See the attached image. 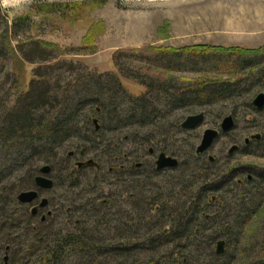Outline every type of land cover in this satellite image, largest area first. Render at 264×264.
Here are the masks:
<instances>
[{"label":"trees","instance_id":"trees-1","mask_svg":"<svg viewBox=\"0 0 264 264\" xmlns=\"http://www.w3.org/2000/svg\"><path fill=\"white\" fill-rule=\"evenodd\" d=\"M5 42L6 39H0L1 46H6ZM39 44L35 43L36 46L30 48V54H26L24 49L20 50L28 62H33L30 57L38 55ZM44 47L55 49L47 45ZM137 51L134 52L143 56L161 53L174 65L177 63L175 59L182 55L193 56L195 59L211 55L213 63L218 65L223 58L233 56L236 60L231 69L240 71L243 77L232 82H205L198 87L177 89L174 94L165 92L163 84L156 88L153 81L148 83L143 79L139 83L146 87L145 93L132 96L125 94L113 76L81 72L73 80L64 81L34 70L35 77L31 75L28 83L14 72L13 85L19 94L10 108L0 104V155L6 158L12 152L22 160L38 155L35 163L48 165L49 174L54 175L50 177L53 187L48 191L56 187L60 190L67 181L71 187H81L79 190L80 194L83 193V200L75 204L77 207L73 206L71 210L68 208L65 212H61L60 205L57 209H48L51 214L46 215L44 222L39 218L37 226L33 228L32 223L38 214L31 215L25 206L37 205L39 198L37 203L31 205L18 202L17 196L13 195L14 190L7 192L12 195L10 197L0 195V264H28L30 257L39 251L35 250L36 244L42 250L38 255L39 260H36L38 264H65V256L70 248L86 253L83 262L80 260L78 264H264V234L256 244L249 240L245 244L246 253L239 259V245L234 251L228 249L230 242L250 225L252 214L257 213L259 206L264 203L263 176L257 171L255 175L243 171L238 172L242 177L234 180L237 173H231L233 170L226 174L217 172L215 159L208 158L204 162L201 161L203 155L196 154L188 162L178 161L173 168L157 170L152 161L154 150L153 153L149 151L152 148H148V158L144 163H136L140 149L132 143L131 148L123 147L124 142L120 143L133 140L135 143L138 141L140 147L141 144H153L158 150L157 154L164 152L168 155L170 152L172 156L176 155L179 147L169 144V148L165 149L159 139L164 138V142L169 135L170 129H166L169 111L188 103L211 106L214 101H224L239 91L249 92L264 87V46L241 48L193 45L177 50L149 48ZM18 58L20 62H16V65L20 72L25 63L21 62V56ZM250 59L254 61L253 67L246 65ZM23 86L25 90L20 91ZM247 106L254 113L264 116V108L256 110L250 102ZM86 107L92 111V124L86 126L89 130L84 139L93 146L105 145L108 158L104 164L110 165L107 171H100V163L88 159L84 166L83 161H77L74 169L73 158L85 156L86 152V149L77 148L79 145L76 144L75 151H68L64 165L58 171L52 163L60 147L71 137L82 134V128L78 126ZM178 126L174 125L176 130ZM106 132L120 133V136H107ZM244 144L242 151L245 154L253 153L249 150L252 146L262 150L264 135L260 134L258 139H251ZM194 159L198 169H188ZM77 163L82 164L78 166ZM3 172L0 170V184L5 176ZM38 174L32 175L33 182ZM221 174L224 175L222 178L219 177ZM231 174L234 176L229 181ZM160 181L169 184L166 193L160 187ZM230 186L234 192H240L238 200L234 199L236 208H231L232 200L225 203L224 194ZM179 187L180 192H177ZM156 188L161 189L162 193L154 192ZM220 205H223L222 209L211 211ZM50 206L47 200V207ZM16 211L22 214L26 224L23 241H36L18 252L11 248L12 241L17 238V235L13 236V230L22 228V222L15 221ZM72 212L83 213V228H78L80 223H77L74 224L76 228H73V232L44 241L38 225H44L54 214L58 216L61 213L67 218L71 217ZM90 220L94 225H90ZM104 230L113 236L106 238L101 233ZM220 240L224 241L222 254L216 253V244ZM41 244H46L45 249ZM162 247H165L166 254H161ZM141 252L146 257L143 258Z\"/></svg>","mask_w":264,"mask_h":264},{"label":"rangeland","instance_id":"rangeland-1","mask_svg":"<svg viewBox=\"0 0 264 264\" xmlns=\"http://www.w3.org/2000/svg\"><path fill=\"white\" fill-rule=\"evenodd\" d=\"M2 38L6 39V46L0 44V104H5L7 108L13 105L19 94L13 85L14 72L29 83L31 75L34 76V70L64 81L73 80L81 72L105 75L104 77L113 76L118 80L125 94L132 96L145 93L146 87L139 83V80L144 79L148 83L153 81L156 88L163 84L165 90H162L174 94L177 89L198 87L211 81L232 82L235 79L240 80L243 75L240 71L231 69L236 60L235 57L232 58L233 56L223 58L218 65L213 63L211 55L202 59L182 55L175 59L177 63L174 65L161 53L143 56L137 53V50L149 48L177 50L193 45L263 47L264 0H0V39ZM35 43L55 49L39 44L38 55L30 57L33 62H28L23 51L20 50L24 49L26 54H30V48L36 46ZM34 54L36 55V52ZM19 55L21 62L25 63V67L20 72L17 71L16 65V62H20ZM230 60L233 61L229 63ZM253 63V59L246 61L247 66L253 67ZM22 90H25L24 86L20 91ZM260 90L264 92V87H257L255 91L251 89L249 92L239 91L224 101H214L211 106L202 107L188 103L183 107L173 108L166 117L169 120L166 127L170 129L169 135L164 142V138L159 137L161 146L168 149L169 144L176 145L175 148L179 147V151L173 157L180 163L188 162L190 157L196 154L195 150L204 130L219 129L223 118L231 115L234 121L233 128L227 133H221L211 148L203 154L201 161L206 162L210 157L215 159L217 172L226 174L233 170L231 173H237L234 180L240 179L242 175L238 172L243 171L251 172L252 175L257 174L255 172L257 171L264 179V148L259 150L252 146L249 150L253 153L250 154L242 151L246 139L250 141L252 135H264V116L254 113L247 106ZM200 112L204 114L200 125L188 130L181 128L180 125L187 116ZM91 114L92 111L86 107L78 126L82 128V134L71 137L64 146L60 147L59 156L57 155L52 163L58 171L62 169L68 151H75L76 144L79 145L77 148L86 149V152L85 156L73 158L74 169L77 161L84 163L90 159L100 163L102 168L99 169L100 171H107L110 164H104L108 158L105 145L93 146L84 139L89 130L86 126L92 124ZM175 124L179 125L178 130L175 129ZM112 133L106 132V135L120 136V133ZM120 143H123L125 148L133 147L130 145L132 143L135 148L140 149L138 152L140 157L135 160L136 163H144L147 160L146 153L149 147L155 153L152 155V161L158 153L153 144H141L140 147L137 145L138 141L135 143L133 140H124ZM233 146H236V149L229 152ZM168 155L172 156L170 152ZM36 159L38 155L23 160L12 152H9L6 158L0 155V170L5 174L0 184L3 190L0 192L2 197L7 195L10 197L11 194L8 193L12 190H14L13 195L17 196L21 191L34 189L32 175L38 174V168L44 164L42 162L36 164ZM196 164L197 161L194 159L188 169H198ZM34 165H37V168H34ZM222 174L219 177L222 178L224 176ZM88 176L93 175L88 174ZM233 176L230 175L229 181ZM65 184L60 190L57 187L51 191L39 190V198L49 200L51 206L38 208L40 211L37 210L38 216L32 223L33 228L37 226L39 218L44 222L46 215L51 214L48 209H57L60 205L61 212H65L68 208L71 210L73 206L77 207L78 205L75 204L83 200L80 186L71 187L67 181ZM159 184L163 191L169 185L166 181H160ZM162 190L156 188L154 192L162 193ZM177 192H180V187L177 188ZM233 192L232 186L228 187L224 194L225 203L232 200L231 208H236L234 199L238 200L240 192ZM37 202L38 200L33 201L31 205ZM222 206L215 207L211 211L222 209ZM25 208L31 213L32 207L25 206ZM16 213L15 221L22 222V228L13 230V236L17 235L11 243L14 252L21 251L23 247L36 242L33 239L23 241L26 224L24 225L22 214L18 211ZM31 215L35 214L31 213ZM70 216L66 218L61 213L58 216L54 214L44 225H38V229L42 232L40 234L45 238L44 241L48 242L52 237L73 232V228H76L74 224L80 223L78 228H83V213L72 212ZM90 225H94L91 220ZM101 233L106 235V238L113 236L106 230ZM263 234L264 203L259 206L257 213L252 214L250 225L243 228L237 238L230 242L228 249L234 251L239 245L241 247V250L237 251L239 259L246 253L245 244L249 240L251 243H258ZM41 246L45 249L46 244ZM35 250L37 252L30 257L28 264H38L36 260H39L38 255L42 250L38 244ZM165 250V247H162L161 254H166ZM66 255L65 264H78L80 260L83 262L82 258L86 253L70 248ZM141 256L144 258L146 254L141 252Z\"/></svg>","mask_w":264,"mask_h":264},{"label":"water","instance_id":"water-1","mask_svg":"<svg viewBox=\"0 0 264 264\" xmlns=\"http://www.w3.org/2000/svg\"><path fill=\"white\" fill-rule=\"evenodd\" d=\"M251 105L256 110H261L264 108V92H258L254 98L251 100ZM204 119V114L202 112L190 115L185 118V120L181 123V128L184 130L192 129L201 124ZM95 124H97L96 119L93 120ZM234 126V121L231 115H228L223 118L220 123L219 129L208 128L205 129L203 135L201 137L199 145L196 147L195 153L196 155H203L207 152L213 143L220 137L221 133L229 132ZM98 125H96V129ZM258 139L259 135H252L251 139ZM248 142V139L245 140V143ZM236 146L230 148L229 152L234 151ZM71 155V153H70ZM211 159V157H210ZM178 160L173 156L166 155L164 152H160L157 155L155 160V167L157 170H162L164 168H173L177 165ZM82 163H77L78 166H81ZM50 167L48 165H44L39 169V174L34 178V189L21 191L17 195V200L20 203L31 204L33 201L39 198V190H49L53 187V181L49 177ZM249 177V176H248ZM250 178V177H249ZM47 205V200L45 198H39V202L37 205L31 208V213L36 214L38 208L45 207ZM224 251V241L220 240L216 244V253L222 254ZM4 261H6V257H4Z\"/></svg>","mask_w":264,"mask_h":264},{"label":"flooded vegetation","instance_id":"flooded-vegetation-1","mask_svg":"<svg viewBox=\"0 0 264 264\" xmlns=\"http://www.w3.org/2000/svg\"><path fill=\"white\" fill-rule=\"evenodd\" d=\"M149 151H150V153H153V150H152V149H150ZM157 155H158V154H157ZM157 155H156V157H155V159H154V162H153L154 165H155V160H156V158H157ZM83 166H84V163H83ZM136 167H137V166H136ZM155 168H156V167H155Z\"/></svg>","mask_w":264,"mask_h":264}]
</instances>
